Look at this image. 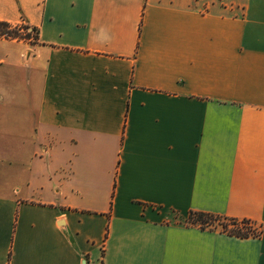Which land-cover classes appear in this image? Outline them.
Wrapping results in <instances>:
<instances>
[{"label":"crops","instance_id":"obj_1","mask_svg":"<svg viewBox=\"0 0 264 264\" xmlns=\"http://www.w3.org/2000/svg\"><path fill=\"white\" fill-rule=\"evenodd\" d=\"M0 21L38 37H0V264H264V0H0Z\"/></svg>","mask_w":264,"mask_h":264},{"label":"trees","instance_id":"obj_2","mask_svg":"<svg viewBox=\"0 0 264 264\" xmlns=\"http://www.w3.org/2000/svg\"><path fill=\"white\" fill-rule=\"evenodd\" d=\"M20 26L23 27L26 33L21 34L19 32L18 27ZM0 37L29 41L33 43L36 42L38 38L37 31L34 28H29L23 22H21L20 24L11 25L4 21H0ZM185 222L197 225L200 228H215L214 224H218L222 227V231L239 237L256 236L261 232V230L257 232L252 229V222L250 220H238L235 218L224 217L198 211L188 212L185 218Z\"/></svg>","mask_w":264,"mask_h":264},{"label":"rangeland","instance_id":"obj_3","mask_svg":"<svg viewBox=\"0 0 264 264\" xmlns=\"http://www.w3.org/2000/svg\"><path fill=\"white\" fill-rule=\"evenodd\" d=\"M175 216H177V215H175ZM185 218H186V216H185ZM185 221V220H184ZM215 226V228H219V229H222V227L220 226V225H218V224H214ZM252 226H255L253 223H252ZM257 229L255 230V231H259L260 230V228H258L257 226H255ZM206 228H209V227H206ZM261 233V232H260ZM260 234H257L256 236H259Z\"/></svg>","mask_w":264,"mask_h":264},{"label":"built area","instance_id":"obj_4","mask_svg":"<svg viewBox=\"0 0 264 264\" xmlns=\"http://www.w3.org/2000/svg\"><path fill=\"white\" fill-rule=\"evenodd\" d=\"M19 29V32L21 33V34H24V33H26V31L23 29V27L22 26H20V27H18ZM252 229L253 230H256L257 228L255 227V226H252Z\"/></svg>","mask_w":264,"mask_h":264}]
</instances>
